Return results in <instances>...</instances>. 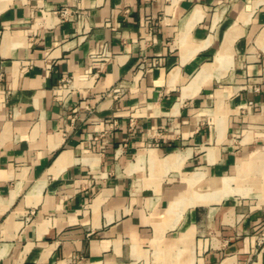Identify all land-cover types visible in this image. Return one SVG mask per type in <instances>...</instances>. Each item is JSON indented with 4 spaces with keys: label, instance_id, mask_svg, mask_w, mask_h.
<instances>
[{
    "label": "crops",
    "instance_id": "obj_1",
    "mask_svg": "<svg viewBox=\"0 0 264 264\" xmlns=\"http://www.w3.org/2000/svg\"><path fill=\"white\" fill-rule=\"evenodd\" d=\"M0 264H264V0H0Z\"/></svg>",
    "mask_w": 264,
    "mask_h": 264
},
{
    "label": "built area",
    "instance_id": "obj_2",
    "mask_svg": "<svg viewBox=\"0 0 264 264\" xmlns=\"http://www.w3.org/2000/svg\"><path fill=\"white\" fill-rule=\"evenodd\" d=\"M70 15V12L67 10V9H65V10H62L61 12H60V16L62 17V18H66V17H68ZM115 124H113V125H111V126H114Z\"/></svg>",
    "mask_w": 264,
    "mask_h": 264
}]
</instances>
